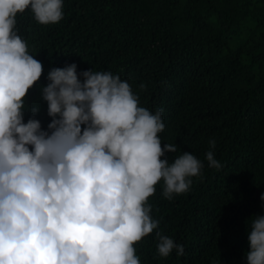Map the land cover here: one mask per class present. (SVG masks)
<instances>
[{
	"label": "trees",
	"instance_id": "16d2710c",
	"mask_svg": "<svg viewBox=\"0 0 264 264\" xmlns=\"http://www.w3.org/2000/svg\"><path fill=\"white\" fill-rule=\"evenodd\" d=\"M16 28L44 68L25 123L36 107L44 130L51 122L41 95L51 68L110 71L140 106L163 109L159 137L178 148L169 161L189 152L204 165L188 192L168 200L161 181L149 198L156 231L185 255L159 256L154 231L134 246L141 264H247L248 226L264 215V0H63L59 23L28 9Z\"/></svg>",
	"mask_w": 264,
	"mask_h": 264
},
{
	"label": "clouds",
	"instance_id": "9594fccd",
	"mask_svg": "<svg viewBox=\"0 0 264 264\" xmlns=\"http://www.w3.org/2000/svg\"><path fill=\"white\" fill-rule=\"evenodd\" d=\"M28 9L37 23L56 24L63 0H0V264H141L134 246L159 228L149 204L156 186L172 200L204 165L189 152L170 162L178 148L159 137L163 109L140 106L110 71L51 68L41 89L51 122L44 130L36 107L25 123L44 71L16 28ZM206 159L221 169L213 151ZM248 231L247 264H264V215ZM156 238L159 256L185 255L172 238Z\"/></svg>",
	"mask_w": 264,
	"mask_h": 264
},
{
	"label": "bare ground",
	"instance_id": "6f19581e",
	"mask_svg": "<svg viewBox=\"0 0 264 264\" xmlns=\"http://www.w3.org/2000/svg\"><path fill=\"white\" fill-rule=\"evenodd\" d=\"M246 226V225H245Z\"/></svg>",
	"mask_w": 264,
	"mask_h": 264
}]
</instances>
